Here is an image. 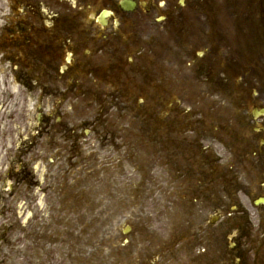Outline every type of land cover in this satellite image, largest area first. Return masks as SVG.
Here are the masks:
<instances>
[{"label":"rangeland","instance_id":"1","mask_svg":"<svg viewBox=\"0 0 264 264\" xmlns=\"http://www.w3.org/2000/svg\"><path fill=\"white\" fill-rule=\"evenodd\" d=\"M115 2L78 0L77 61L42 108L13 86L0 264H219L229 243L263 241L264 0H185V30L136 15L100 28Z\"/></svg>","mask_w":264,"mask_h":264},{"label":"flooded vegetation","instance_id":"2","mask_svg":"<svg viewBox=\"0 0 264 264\" xmlns=\"http://www.w3.org/2000/svg\"><path fill=\"white\" fill-rule=\"evenodd\" d=\"M126 4L132 6V9H123L121 0H116L115 7L108 8L109 14L105 18L102 13L106 5H103L97 16L100 15L102 21L107 23V18L115 13L117 7L121 15L115 22L117 26L122 23L124 16L131 19L136 15L151 16L154 21L159 22L180 20L175 26L168 22L166 27L169 25V29H186L185 20L189 14L180 11L184 10L181 7L185 0H179V6L174 8L170 6L169 0H126ZM78 8V0H0V63H4L3 67L6 69L3 82L5 90L0 98V140L4 141L3 143L14 131L13 116L18 101L15 102L13 98V85L20 88L21 95H38L37 100L34 99L33 102L41 107L44 95L49 94L55 86L60 89V74L71 68V62L77 61ZM226 14L229 25L223 28L231 31L230 36H233L234 31L235 41L236 13ZM94 20L97 22L96 18ZM135 24L131 23V27H136ZM63 60L69 63V67L64 71L61 70ZM52 79H57V83L52 85ZM20 119H23L22 115ZM239 234L243 235V232ZM247 238L250 242L260 245L250 232H247ZM261 238V245L253 247H243L238 244L239 241H235V246L229 249L235 255L219 264H264V232ZM206 251L208 253L209 249L205 247L201 250L203 259ZM160 260H163L161 256L154 257L149 263L133 261L126 264H175Z\"/></svg>","mask_w":264,"mask_h":264}]
</instances>
